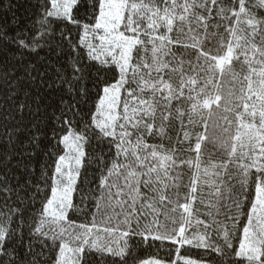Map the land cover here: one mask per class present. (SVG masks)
<instances>
[{"label":"snow or ice","instance_id":"snow-or-ice-1","mask_svg":"<svg viewBox=\"0 0 264 264\" xmlns=\"http://www.w3.org/2000/svg\"><path fill=\"white\" fill-rule=\"evenodd\" d=\"M25 2L0 0V264H264V0Z\"/></svg>","mask_w":264,"mask_h":264},{"label":"trees","instance_id":"trees-1","mask_svg":"<svg viewBox=\"0 0 264 264\" xmlns=\"http://www.w3.org/2000/svg\"><path fill=\"white\" fill-rule=\"evenodd\" d=\"M4 2L7 3L8 0H4ZM12 4L14 5L12 8V11L6 13L9 21L11 20L13 13H15L17 17H21V18L27 15V13L25 12V8L27 7L25 0H12ZM0 22H3V21H0ZM20 22L23 23L24 22L23 19H21ZM156 254L157 253L155 249H147V250H142L140 252V256L145 259L150 258ZM160 254L162 255V253ZM189 254L195 258L197 255V252L196 250H190Z\"/></svg>","mask_w":264,"mask_h":264}]
</instances>
